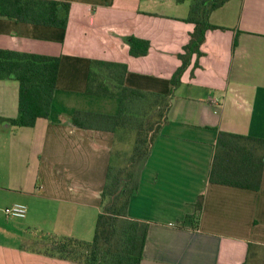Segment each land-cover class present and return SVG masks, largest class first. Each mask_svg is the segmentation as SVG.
<instances>
[{"label": "crops", "instance_id": "obj_1", "mask_svg": "<svg viewBox=\"0 0 264 264\" xmlns=\"http://www.w3.org/2000/svg\"><path fill=\"white\" fill-rule=\"evenodd\" d=\"M61 1L72 5L66 29L0 17L2 49L61 59L50 118L31 127L9 122L19 82L0 79V264H80L40 252L43 239L94 237L115 136L73 127L71 115L116 114L120 104L85 92L92 59L126 63L130 88L171 95L129 204V217L149 223L141 264H264V167L258 190L209 182L220 131L264 139V0L216 9L210 22L219 27L176 87L194 30L190 0ZM128 36L149 40L150 51L130 55ZM203 193L196 228L186 217ZM15 203L27 213L6 216Z\"/></svg>", "mask_w": 264, "mask_h": 264}, {"label": "trees", "instance_id": "obj_2", "mask_svg": "<svg viewBox=\"0 0 264 264\" xmlns=\"http://www.w3.org/2000/svg\"><path fill=\"white\" fill-rule=\"evenodd\" d=\"M229 0H190L186 22L194 24L182 63L172 77V85L181 82L183 71L194 55L202 53L205 35L218 25L210 22L212 13ZM71 2L61 0H0V17L21 23L66 29ZM130 55H146L149 40L128 36ZM61 59L30 51L0 47V79L19 82L18 115L12 125L31 127L40 119H49ZM126 63L91 61L86 93L119 101L116 114L77 110L71 115L73 127L110 131L115 136L111 160L102 191L101 211L91 241L71 236L48 234L40 252L80 264H141L149 223L129 217L132 197L139 191L145 164L153 143L166 122L171 95L130 88L125 84ZM209 182L258 190L263 178L264 139L251 135L220 131L214 145ZM205 194L199 195L195 211L186 217L196 228L202 217ZM246 264V263H245Z\"/></svg>", "mask_w": 264, "mask_h": 264}, {"label": "built area", "instance_id": "obj_3", "mask_svg": "<svg viewBox=\"0 0 264 264\" xmlns=\"http://www.w3.org/2000/svg\"><path fill=\"white\" fill-rule=\"evenodd\" d=\"M6 216L8 217H21L23 216L25 213H27V206L24 204H13L9 207L5 208V212Z\"/></svg>", "mask_w": 264, "mask_h": 264}, {"label": "rangeland", "instance_id": "obj_4", "mask_svg": "<svg viewBox=\"0 0 264 264\" xmlns=\"http://www.w3.org/2000/svg\"><path fill=\"white\" fill-rule=\"evenodd\" d=\"M12 80H14V79H12ZM95 99H97V102L99 101V100H101V99H98V97L97 98H95ZM92 103H95L94 101H92ZM98 105H97V108H95V109H97V110H99V109H101V107H100V102H98L97 103ZM95 105V104H94Z\"/></svg>", "mask_w": 264, "mask_h": 264}]
</instances>
